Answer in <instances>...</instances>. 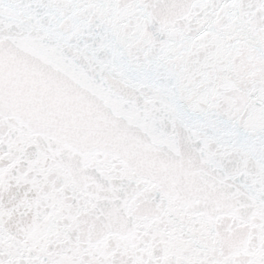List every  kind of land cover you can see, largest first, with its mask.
<instances>
[{"label": "snow or ice", "instance_id": "6c2138e0", "mask_svg": "<svg viewBox=\"0 0 264 264\" xmlns=\"http://www.w3.org/2000/svg\"><path fill=\"white\" fill-rule=\"evenodd\" d=\"M0 264H264V0H0Z\"/></svg>", "mask_w": 264, "mask_h": 264}]
</instances>
